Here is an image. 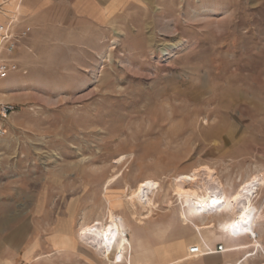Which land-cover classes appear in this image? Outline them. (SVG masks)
Masks as SVG:
<instances>
[{"label": "rangeland", "instance_id": "1", "mask_svg": "<svg viewBox=\"0 0 264 264\" xmlns=\"http://www.w3.org/2000/svg\"><path fill=\"white\" fill-rule=\"evenodd\" d=\"M36 48L0 80V103L15 107L0 139V264H128V254L108 261L63 244L108 224L109 210L144 241L137 264L189 257L198 244L228 249L247 239L219 224L237 217L232 205L254 179L264 262V0L141 6ZM194 173L186 189L226 198L222 213L195 220L200 232L177 194ZM132 191L146 204L135 215L124 204Z\"/></svg>", "mask_w": 264, "mask_h": 264}, {"label": "crops", "instance_id": "2", "mask_svg": "<svg viewBox=\"0 0 264 264\" xmlns=\"http://www.w3.org/2000/svg\"><path fill=\"white\" fill-rule=\"evenodd\" d=\"M168 1L170 0H0V26L19 19L17 32L30 29L28 37L14 54V57H24L27 49H37L43 36L63 35L82 25L106 27L120 13L136 10L141 6L165 5ZM235 234L240 236L239 241L245 236L247 242L229 246L226 253H211L202 257L203 245L198 244L189 247V257L184 256L165 264H179L191 259L190 264H264L256 244L252 243L253 239L248 235Z\"/></svg>", "mask_w": 264, "mask_h": 264}, {"label": "bare ground", "instance_id": "3", "mask_svg": "<svg viewBox=\"0 0 264 264\" xmlns=\"http://www.w3.org/2000/svg\"><path fill=\"white\" fill-rule=\"evenodd\" d=\"M171 48L175 49V46H171ZM164 52L165 55H169L168 49H165ZM90 72L95 78L97 70ZM197 176V173H194L193 176L180 178L177 194L188 208L184 211V220L191 221L196 230L200 231L202 226L198 225L195 220L197 221L198 217L204 215L222 213L226 206V198L219 191H211L202 186H197L195 189H186L184 185L196 181ZM257 191L258 184L257 180L254 179L242 189L232 205V208L238 209L237 217L233 220L220 222L219 229L223 232L239 233L240 235H248L250 238H255L252 243L256 244V247L260 249L261 245L256 240L257 234L253 222L255 211L250 204L251 200H249ZM142 194V191H134L129 200H124V204L131 209L134 215L136 214L137 205H146ZM108 219V224L96 223L93 226H87L79 232L77 240L75 237L70 236L64 239L63 244L75 245L76 242L81 241L87 247L92 248V250L98 251L108 261L128 254V264H137V260L133 255H137L139 251L144 252V241L133 231L131 225L124 217H120L109 210ZM213 227L214 225H209V228L212 229Z\"/></svg>", "mask_w": 264, "mask_h": 264}, {"label": "built area", "instance_id": "4", "mask_svg": "<svg viewBox=\"0 0 264 264\" xmlns=\"http://www.w3.org/2000/svg\"><path fill=\"white\" fill-rule=\"evenodd\" d=\"M19 24V19H14L8 25L0 26V80L7 79L10 74L19 70V65L14 60V54L30 33L28 28L17 32L16 28ZM14 113L15 107L13 105L0 103V139L7 135L9 121ZM228 251L227 248L220 245L215 251L201 254L200 257Z\"/></svg>", "mask_w": 264, "mask_h": 264}]
</instances>
